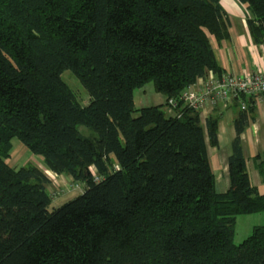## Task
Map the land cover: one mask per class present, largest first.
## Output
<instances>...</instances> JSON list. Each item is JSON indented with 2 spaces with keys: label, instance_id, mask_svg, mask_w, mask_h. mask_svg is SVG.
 I'll return each mask as SVG.
<instances>
[{
  "label": "trees",
  "instance_id": "1",
  "mask_svg": "<svg viewBox=\"0 0 264 264\" xmlns=\"http://www.w3.org/2000/svg\"><path fill=\"white\" fill-rule=\"evenodd\" d=\"M239 2L262 44L264 0ZM228 35L220 0H0V264H264V226L233 243L236 217L264 212L239 139L253 106L234 121L217 194L207 145L218 117L203 126L182 105L197 79L220 77L210 38ZM147 83L164 105L136 110ZM170 99L179 116L164 111ZM14 138L83 193L50 210L46 175L8 164ZM254 162L264 181V152Z\"/></svg>",
  "mask_w": 264,
  "mask_h": 264
},
{
  "label": "crops",
  "instance_id": "2",
  "mask_svg": "<svg viewBox=\"0 0 264 264\" xmlns=\"http://www.w3.org/2000/svg\"><path fill=\"white\" fill-rule=\"evenodd\" d=\"M220 5L226 14L229 35L227 39L222 41L210 38V44L220 71V77L228 73L239 75L243 73L264 72V42L262 44H255L249 34L246 25V18L249 15L246 4L240 3L239 0H220ZM211 75L219 78L216 74L210 72H207L204 77ZM253 108L252 114H248L247 125L240 134L239 139L246 161L249 182L260 195H264V181L257 171L255 167L256 163L254 162L255 157L264 152V97L255 102ZM206 109V114L200 116L203 126L208 118L213 116L218 117L217 146L212 147L207 145V159L214 177L215 192L223 194L229 188L227 159L230 142L236 135L234 121L239 115L240 110L235 103L230 107L217 105L212 109L209 107ZM165 111L167 114L172 115L166 108ZM31 158H37L40 161L41 166L38 164L34 165L46 176L53 175V173L45 168L41 157L34 155ZM63 176L68 180V176L58 175L59 178ZM261 214L264 215V212L244 215L247 217L246 219L252 217L251 219L255 223L253 227H250V233L254 227L264 226V217L263 220L259 218ZM235 244H238V242Z\"/></svg>",
  "mask_w": 264,
  "mask_h": 264
},
{
  "label": "built area",
  "instance_id": "3",
  "mask_svg": "<svg viewBox=\"0 0 264 264\" xmlns=\"http://www.w3.org/2000/svg\"><path fill=\"white\" fill-rule=\"evenodd\" d=\"M264 97V72L226 74L222 77L214 76L202 77L187 88L182 94L183 106H186L197 112L199 116L206 114L207 107L212 109L217 105L230 107L234 103L238 105L239 110L247 112L248 103L253 106L255 102ZM166 108L173 116H179L177 112L178 104L170 99L166 103ZM93 180L98 181L93 167H89ZM58 178V175L53 174ZM69 177V176H68ZM68 190H80L82 184L74 181L71 177L67 180Z\"/></svg>",
  "mask_w": 264,
  "mask_h": 264
},
{
  "label": "rangeland",
  "instance_id": "4",
  "mask_svg": "<svg viewBox=\"0 0 264 264\" xmlns=\"http://www.w3.org/2000/svg\"><path fill=\"white\" fill-rule=\"evenodd\" d=\"M60 77L61 80L73 92L77 103L82 107L87 106L89 103V96L79 83L78 79L72 76L68 71H64ZM133 102L136 110L145 107L164 105V96L155 92L152 83H147L143 87L137 88L133 91ZM133 116H136V113ZM78 132L84 138L94 139L96 137L91 130L83 126L78 127ZM11 145L12 150L9 159L7 160L11 167L19 168L26 165L27 163L38 165L41 164L37 158H31L34 155L29 153L26 147H24V145L21 144L17 139H12ZM46 177L49 178L47 191L51 199V206L49 208L50 210L62 206L63 204L73 200L83 193L84 186H81L80 190H68V187H66L68 182L64 176L57 178L50 174ZM260 216L261 217L259 218L263 220L264 215L261 214ZM246 218L247 217L243 215L238 216L236 219L233 236L234 244L236 242L240 243L245 239V237H247V235H250L249 229L255 225V223L252 221L253 219H251L252 217H248V219Z\"/></svg>",
  "mask_w": 264,
  "mask_h": 264
}]
</instances>
